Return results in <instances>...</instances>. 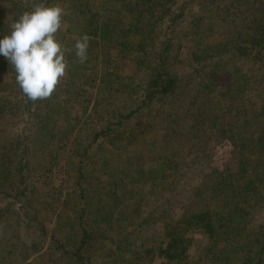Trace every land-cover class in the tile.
Instances as JSON below:
<instances>
[{"label":"rangeland","instance_id":"374dc122","mask_svg":"<svg viewBox=\"0 0 264 264\" xmlns=\"http://www.w3.org/2000/svg\"><path fill=\"white\" fill-rule=\"evenodd\" d=\"M168 1L171 4L165 6L177 15L168 21L155 23L153 42L159 47L165 42V37L172 48L168 62H162L157 67L160 71H156L167 70L180 80L172 95L161 97L160 93L156 94L160 101L154 95L152 98L144 95L147 89L152 92L151 82L156 72L153 73L156 68L151 70L155 66L152 60L156 59L153 44H148L146 53H142L137 45L125 47L108 42L100 32L94 36L95 30H99L106 19L111 18V24H117L113 11H102L108 9L102 5V0H89L80 7L83 10L82 13L78 11L81 18L71 30H67L66 4L50 1L49 5L58 4L64 9L56 38L61 40L65 50L67 69L59 89H55L56 95L48 98L47 103L43 102L36 112L30 108L29 111L23 110L14 102V105H9V99L19 100V94L10 88L0 91L3 99L0 107V150L5 145L15 144L20 138L23 140L21 147L26 146L24 151L27 152L21 158L22 149L16 148L4 164L0 163V223L4 219L1 216H6V211L11 210V214L5 217L13 224L6 232L11 240L24 243L25 235L30 234L37 239L44 231L46 234L38 238L36 248L30 243L12 247L2 240L5 248L0 251V264H65L64 249L73 251L77 245L74 238L78 237L76 232L79 231L80 220L87 228V235L92 227V231L97 232L91 233L93 237L102 233L116 242L120 235L116 236L111 225L140 223L142 217L155 211L147 222H154L153 227H157L160 234L150 240L156 242L160 238L163 241L168 232L162 228L164 219L167 220V214L174 220L181 216L183 208L191 203L192 188L204 182L209 185L232 184V174L237 171L241 159L250 158L257 164H264V153H250L246 147L247 138H256L258 131L252 132L250 126L244 127L242 123L248 118L249 123L256 126L258 113L264 111V35L250 29L247 31V40L243 42L248 46L246 55L237 49L223 51L221 60L227 61L226 68L230 73L222 70L224 76L217 77V83L212 84L213 77L208 79L211 68L215 66L214 59L202 60L206 52L218 49L215 45L220 40H229L232 35L230 40L239 41L242 35L229 29L244 32L239 30V24L236 27L232 22L222 25L219 17L237 23L243 21V16L245 20H253L249 12L244 14V10L248 3L258 5L256 0H238L235 5L233 0ZM233 5L239 9L238 12L231 10ZM13 13L10 0H0V36L10 31ZM82 22L85 24L79 25ZM114 29L123 42L125 35L119 31L121 27ZM85 36L88 40L87 60L75 63L78 59L75 43ZM230 44L228 47L232 48ZM205 62L207 65L203 64ZM235 71H239V75L232 73ZM10 77L9 71L0 72L1 82L8 83ZM134 87L136 89L131 90ZM225 105L247 109L250 113L245 117L244 114L238 116L229 112L226 118L223 115L227 111ZM231 115L232 119H229ZM231 120L235 121L232 125ZM99 130H106L109 136L103 138L100 135L102 140L93 139ZM55 144L60 145V149L57 159L51 162L50 151ZM196 145L203 147V157L194 156ZM85 148L88 153L84 156L87 158L83 156L85 160L80 172L81 176L82 173L84 175L81 182L87 188V196L84 197L71 183L78 178V152L80 150L81 154ZM1 154L2 150L0 157ZM177 163L181 165L179 168H176ZM109 172L115 173L110 175ZM150 174H170L180 179L177 184L179 191L173 189L176 195L168 204H161V200L168 199L167 191L159 186L150 189L151 181L145 178ZM4 185L9 186L6 188ZM210 195L211 191H207L206 200H196L194 211L207 204L212 210L222 209L226 213L222 219L215 220L219 232L210 243L197 227L186 233L191 237L187 258L190 264H236L237 259L228 256L226 251L219 253L217 250L228 248L226 243L246 240L251 241L256 249L258 241L252 235L256 234L257 226L264 224V199L259 201L253 195L249 196L248 203H239L237 214L242 215V223L236 217L228 216L229 207L233 209L235 206L230 191L216 197ZM223 199L229 206L223 205ZM102 204L114 214L111 222L104 217ZM121 208H126V211L121 213L118 211ZM130 211H135L136 216L125 221L122 216H127ZM33 214H36V221L28 222L30 225L26 229L24 224ZM99 227H103V231ZM225 228L229 231L225 232ZM93 237L86 240L82 250L84 254L91 253L92 260L99 256L97 250L102 244L108 256L103 264H124L122 260L130 259L125 255L119 258L122 260H113L121 252L111 249L114 248L111 240ZM138 243L136 241L130 247L137 249ZM9 256L13 260L3 261ZM163 260L156 255L151 264H160ZM262 260L264 264V256Z\"/></svg>","mask_w":264,"mask_h":264},{"label":"trees","instance_id":"16d2710c","mask_svg":"<svg viewBox=\"0 0 264 264\" xmlns=\"http://www.w3.org/2000/svg\"><path fill=\"white\" fill-rule=\"evenodd\" d=\"M51 0H44L45 3L50 4ZM61 1L62 3L66 4L67 9H66V21L68 22V28L67 30H71L72 26H75V23H78L77 20L81 18L78 14V11L82 13V9L80 7L86 5L89 0H58ZM149 1V2H148ZM41 0H10V4L12 5L13 8V15H14V20L19 17V15L27 10H31L33 6L37 3H40ZM148 2V3H147ZM235 2V3H234ZM238 2V0H233V4L235 5ZM150 3V4H149ZM167 3H170L168 0H102V5L107 6L108 9L105 8L102 11L104 13H112L110 11H113L116 19L117 24H111V18H108L105 20L101 26H99V30H95L94 36L97 35V32H100V36H103L105 39L108 38V42L114 43V44H121L126 47V45H137L139 47V50L142 51V53H146V48L148 44H153L154 46V52L153 56L156 58L155 60L153 59L152 62H155V66L151 70L153 73L157 70L160 71V69H157V67L160 66V64H163L162 62L167 61L169 59V52L172 48V45L167 41V39L164 37L165 42L163 41L162 44L159 47H156L153 42V35H154V25L156 22H162L163 20L166 19H173L176 17L177 13L174 10H171V8L166 7L165 5ZM256 3L258 5H255V2L248 3V8L244 10V14L249 12L251 14V17L253 20H245V16L241 18V22L237 23L234 20H226V17H219L220 21L222 22V25H230L227 24V22H232V24L236 27V25L239 24L241 28L238 31L235 28L229 29L230 32H238L242 36H240L239 41H234L230 40L232 35L229 36V40L225 38L220 40L219 43H216L215 47L218 49H211L208 52H206L203 55L202 60H207L209 58L214 59V65L213 68H211L209 74H208V79L210 80V77L212 78V84L218 82L219 76L221 78L224 76L222 70H225L226 74L230 71L228 68H226L227 61H222L221 54L224 52H230L231 49H237L239 53L243 52V55H246L247 53V43L243 44V42H246L244 40H247V31L253 30L256 32V34L259 35H264V0H256ZM230 7L231 10L233 9L235 12H238L239 9L236 8L235 6ZM104 8V7H103ZM178 11L180 8L177 9ZM230 10V11H231ZM74 15L71 17V15ZM232 14V13H231ZM86 21V20H85ZM216 22H219L218 20ZM85 23L82 22V24L79 25H84ZM124 24V25H123ZM218 25L217 23H214ZM120 26L121 29L119 31L125 35V40L123 42L120 40V36L118 32H115V27ZM235 29V30H234ZM56 35V34H55ZM60 43L61 40L57 39ZM229 42L231 43L230 45L232 48L228 47ZM219 44V46H218ZM213 47L214 45H210ZM225 48V49H223ZM226 50V51H225ZM222 51V52H220ZM151 54V53H150ZM149 54V55H150ZM232 54L234 55V52L232 50ZM148 55V56H149ZM235 56V55H234ZM75 63H81L79 62V59H75ZM149 60V63H152ZM203 64H206L203 63ZM207 65V64H206ZM2 71H9L11 77L9 78L10 80L8 83H4L0 81V91L5 88H10L11 91L16 92L19 94V100H15L12 98V100H8L9 105L13 104V102L17 106L23 110L29 111L32 109L33 111L36 110L38 112L39 108H41V104L43 102L47 103V99H42V100H37V101H32L28 99L20 89L19 85L16 83L15 80V71L14 68L12 67L11 63L8 62L4 57H0V72ZM155 72V77L153 78L151 84L154 87H151V91L145 90L144 95L148 96V98H152L154 95V98L158 101H160V97L156 96V94H161V97H164L166 95H172L175 90L174 88L178 86L180 80L177 75H172L170 72L167 70H163L164 72ZM235 73L236 75L239 73V71L232 72ZM223 75V76H222ZM239 75V74H238ZM217 78V79H216ZM126 82V81H125ZM62 81L58 83L57 87L60 86ZM128 85V83H125ZM224 84V83H222ZM225 85V84H224ZM3 88V89H2ZM59 89V87H58ZM57 89V90H58ZM136 89V87L131 88V90ZM57 91H54L51 96H55ZM134 93H137L134 91ZM51 96L49 98H51ZM2 97L0 96V107L3 106L2 103ZM145 102V99H144ZM227 110L223 112L226 118H228L229 112L230 114L235 113V115L240 116L239 114H244L245 117L247 116L248 110L247 109H234L232 105H225L224 106ZM30 108V109H29ZM234 110V111H233ZM232 116L229 117V119H232ZM37 117V116H36ZM35 117V118H36ZM259 118L256 119V126L249 123V119L246 118L244 120L243 126L247 127L250 126V128L253 131H258V134L256 138H247L246 142V147L248 148L247 150L252 153V152H257L260 154L264 153V111L261 113H258ZM234 118V117H233ZM235 122L234 120H231V125ZM100 135L105 138L109 136V134L105 131L99 130L95 132L94 138L93 139H99L102 140L103 138L100 137ZM56 137V136H55ZM23 140L20 138L17 139V142L14 144H8L5 145L1 148L3 151V154H1L0 161L1 164H4L11 156L9 155L11 151L13 154L15 153L16 148H21L22 151L20 152L22 157L26 156V146L22 148ZM234 144L233 146H235ZM195 151L193 152L195 157H203V154L201 153V150H203L202 146L196 145ZM60 145L55 144V148L51 149L50 152L51 154V162H54L59 153ZM87 148L83 150V152L80 154V150L78 152V160L76 161V164L78 166L77 172H78V178L77 180H74L73 185H76L79 190L82 192V195L85 197L87 196V188H84L83 183L81 182V178L84 177L83 173L82 176L80 175V172L82 171V165L84 164V158L83 156H87ZM89 149V148H88ZM250 149V150H249ZM0 150V151H1ZM84 156V157H85ZM87 158V157H85ZM181 165L177 163L176 168H179ZM108 167V166H107ZM181 169L178 170V172ZM107 172V170H106ZM177 172V173H178ZM115 172H109L110 175H114ZM148 176V175H147ZM146 179L150 180V189H154L155 186H159L162 188L163 191H167L169 193L168 199L161 200V204H168L169 201L174 198L176 195L173 191H179L180 186L177 184L179 183L178 176L177 179L174 177L175 175L171 176L170 174H160V176H151L152 178H147ZM148 176V177H149ZM182 176V173L180 174ZM232 184H216L212 183L209 185V183L204 182L201 183L199 186L192 188L193 196L190 198L191 203L187 205L186 207L183 208V212L180 217H178L176 220L174 219H169L168 214H167V220L164 221L165 223H162V228L164 227L165 230L167 229V234H166V239L165 240H160L157 239L156 242H151V238L154 237V235H159L160 233L156 230L157 227L154 226V222H147L148 219H152V217L155 215V211L149 212L146 216L142 217V222L140 223H131V224H116L114 226L111 225V229H114L116 236H121L123 235L122 238L119 236L118 240L116 242L113 241V239L104 236L102 233V236L95 234V237L91 233H97L96 231H92V227H90L89 230V235H87V228L86 226L84 227L82 225L81 220L78 222V227L79 231L76 233L78 234L76 237L75 236V243L77 245L74 247L73 251H68L67 248L64 249L63 257L65 258V264H97L98 262L103 264L106 261V249H104L103 244L98 246L99 250H97V253L99 256H96L94 260H92V255L91 253H85L82 252V250L85 248V243L88 238H95L98 239V237L102 239H107L111 240L110 242L114 245V248H111L114 251H117L118 253L121 252L120 256L118 258H114L113 260H118L120 257H123L125 255H129L130 259L128 260H122L124 264H151L153 259L155 258L156 255H159L160 257L164 258V260L160 264H190L189 260L187 258V249L189 247V243L191 241V237L187 236L186 233L189 231H192V229H195L196 227L201 229V233H204L206 235V239H208L209 243L210 240H213L216 236V234L219 232V228L217 229L215 223V220L222 219L224 217V214L226 213L224 210H212L207 207V204H202V207L198 211H194V207L196 204V200H206L207 196V191H211V197H216L220 195V193L228 190L230 191V194L232 195L233 201L235 200V206L233 209H230L227 211L229 213V217H236L238 221H241L243 223V217L237 212L239 209L237 208L239 206V203H248V200H250L249 196H253L257 198V200L264 199V164H257L256 160L254 159H241L239 160V166L237 168V171L232 174ZM144 179L143 183L146 181ZM181 180H184L183 178ZM137 185V184H136ZM6 186V185H4ZM9 186V185H7ZM6 186V188H7ZM131 186H133L131 184ZM135 188V187H134ZM2 192V191H1ZM134 192V191H132ZM138 193V191H135ZM234 192V193H233ZM205 193V194H204ZM162 194V193H161ZM204 194V195H203ZM99 201V198L96 200V202ZM223 205L229 206V203L226 202V199H223L222 201ZM109 205V204H108ZM103 208H105V211H103L104 217H106L109 222H111L112 217L114 214H111L112 211L109 209V207H106L105 205H101ZM109 209V210H108ZM227 210V209H225ZM118 211L121 213H124L126 211V208H121ZM193 211V212H192ZM7 215H2L1 218L5 220L6 222L4 223L2 220L1 226H0V251L4 250L5 244L9 242V246L14 247L17 244H26L30 243L31 247L36 248V246L39 244L38 238L42 237L45 233V231L42 233L43 235H38L37 239H35V236L30 237V234L25 235L26 240L24 243L20 241H14L11 240L8 235H6L8 226H12L13 224L9 223L7 221V217L9 214H11L10 211H6ZM135 211H130L127 216H122L125 221L127 220L126 218L132 217L134 219L135 217ZM170 216V215H169ZM78 218H80V215H78ZM131 219V220H133ZM147 219V220H146ZM36 221V214H33L30 218V220L27 221V223L24 224V227L28 229L27 227L35 223ZM30 222V224L28 223ZM243 225V224H240ZM97 226H100L97 225ZM73 227V226H72ZM110 229V227L108 226ZM74 229V227H73ZM101 231H103V227H99ZM105 230V229H104ZM73 234L75 233V229L73 230ZM229 231V228H225L224 230ZM254 233V232H253ZM72 234V233H71ZM105 234V232H104ZM254 239L258 241L256 244V249L252 247L253 243L251 241L246 240L245 242L241 241H235V244L233 243H226L225 245L228 244L227 247H223L217 250V252H224L226 251V254L230 257H233L234 259H237L236 264H263V256H264V224L257 226L256 227V234L252 235ZM105 237V238H103ZM130 239V240H129ZM230 239V238H229ZM227 239V240H229ZM253 239V238H252ZM2 240L5 241V244L3 245ZM136 241H139L137 245V249H132L130 245ZM66 243V242H64ZM59 245H62V242H60ZM65 246V245H64ZM63 246V247H64ZM113 247V246H112ZM87 250V249H86ZM111 250V251H112ZM10 251V250H9ZM5 252H7L5 250ZM52 253V252H51ZM51 255V254H50ZM6 260H13L10 256L9 257H4L3 261ZM2 261V260H1ZM0 261V262H1ZM55 261V260H54ZM56 262V261H55ZM59 264V263H57Z\"/></svg>","mask_w":264,"mask_h":264},{"label":"clouds","instance_id":"9594fccd","mask_svg":"<svg viewBox=\"0 0 264 264\" xmlns=\"http://www.w3.org/2000/svg\"><path fill=\"white\" fill-rule=\"evenodd\" d=\"M64 9L44 0L22 12L10 24V31L0 36V57L11 63L15 80L23 94L32 101L49 98L65 76V50L56 38ZM88 40L75 43L79 62L87 60Z\"/></svg>","mask_w":264,"mask_h":264}]
</instances>
